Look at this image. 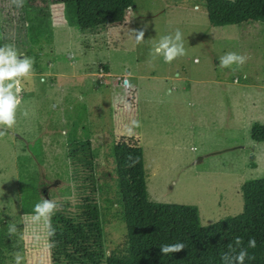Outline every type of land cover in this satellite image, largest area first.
I'll return each mask as SVG.
<instances>
[{
	"label": "rangeland",
	"instance_id": "rangeland-1",
	"mask_svg": "<svg viewBox=\"0 0 264 264\" xmlns=\"http://www.w3.org/2000/svg\"><path fill=\"white\" fill-rule=\"evenodd\" d=\"M176 29L186 55L153 59L154 41ZM134 30H144L142 43ZM5 44L34 64L21 94L29 115L18 110L0 137V264H13L17 251L22 264H55L43 224L21 213L20 190L76 203L65 141L73 124L95 153L106 255L125 240L112 158L119 138H140L150 200L197 206L203 226L240 214L241 185L264 178V143L250 136L264 125V23L212 27L205 0H134L122 25L81 33L66 25L62 5L25 0L17 10L0 0ZM228 52L249 59L222 68Z\"/></svg>",
	"mask_w": 264,
	"mask_h": 264
},
{
	"label": "trees",
	"instance_id": "trees-1",
	"mask_svg": "<svg viewBox=\"0 0 264 264\" xmlns=\"http://www.w3.org/2000/svg\"><path fill=\"white\" fill-rule=\"evenodd\" d=\"M35 0H29L33 3ZM62 5L67 26L90 32L122 25L134 0H40ZM207 20L212 27L264 23V0H205ZM107 70V68L105 67ZM251 139L264 143V125L254 124ZM66 158L69 182L76 203L58 202L51 218L55 234L50 249L55 264H223L229 245L241 238L249 256L244 264H264V178L241 185L242 212L203 226L199 209L193 205L167 204L150 200L146 187L144 151L138 137L119 138L112 146L116 202L125 230L123 247L106 255L100 192L95 173V153L85 128L73 124L67 132ZM136 159L133 166L127 157ZM22 178V172H19ZM69 189L67 194H71ZM21 213L28 216L41 200L36 186L21 188ZM255 239L256 247L248 248ZM183 242L180 253L161 255L165 244Z\"/></svg>",
	"mask_w": 264,
	"mask_h": 264
},
{
	"label": "clouds",
	"instance_id": "clouds-1",
	"mask_svg": "<svg viewBox=\"0 0 264 264\" xmlns=\"http://www.w3.org/2000/svg\"><path fill=\"white\" fill-rule=\"evenodd\" d=\"M25 0H8L10 7L14 6L17 10L24 6ZM134 39L137 44L144 40V30H134ZM186 55L184 47L183 33L176 29L174 33L163 35L159 40L154 41L151 56L153 59L162 57L165 63H171L173 60ZM249 57L236 52H228L220 57L219 64L222 68H230L233 65L243 66ZM198 62V61H197ZM34 60L31 57L18 53L16 47L11 44L0 46V137L5 135L6 129L13 128L17 123V111L23 117H27L29 112L26 108L21 109L22 92L24 90V81L31 78L33 73ZM134 127H139V121L132 122ZM131 162L129 166H133L137 161L131 155L127 157ZM58 205L55 201L41 197V200L33 206L32 213L26 218V222L31 224L42 223L46 231L47 237H52L55 234V229L52 227L51 218ZM16 226H10L9 234L16 232ZM34 242H39L41 236L38 232H33ZM243 241L237 237L235 245L239 248H233L229 245V252L222 255L223 264H244L246 259H254L249 256L246 248L242 247ZM54 243L50 240L46 247L51 249ZM183 242L174 244L161 245L159 251L161 255H169L180 253L185 249ZM248 248H255V239L248 240ZM13 255V264H22L24 257L20 252H15Z\"/></svg>",
	"mask_w": 264,
	"mask_h": 264
},
{
	"label": "crops",
	"instance_id": "crops-1",
	"mask_svg": "<svg viewBox=\"0 0 264 264\" xmlns=\"http://www.w3.org/2000/svg\"><path fill=\"white\" fill-rule=\"evenodd\" d=\"M131 10V9H130ZM72 29H74L73 27H71ZM78 28V27H77ZM79 29V28H78ZM82 33V32H81ZM29 80V79H28ZM28 80H25L24 82H28Z\"/></svg>",
	"mask_w": 264,
	"mask_h": 264
}]
</instances>
